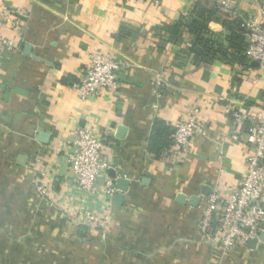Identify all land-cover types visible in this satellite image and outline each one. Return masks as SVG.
<instances>
[{
  "label": "crops",
  "instance_id": "crops-1",
  "mask_svg": "<svg viewBox=\"0 0 264 264\" xmlns=\"http://www.w3.org/2000/svg\"><path fill=\"white\" fill-rule=\"evenodd\" d=\"M159 1L0 0L20 14L3 30L19 50L0 56V264H264L259 239L224 255L198 228L207 201H225L247 173V125L234 114L262 109L264 68L239 59L247 43L234 30L260 19L259 0ZM199 10L215 45L208 62L194 35L174 32ZM95 53L121 63L118 88L84 101L70 86ZM191 110L207 136L152 154L155 121L173 127ZM83 126L103 138L116 188L130 184L113 199L105 241L64 216L80 204L64 151ZM35 167L54 207L36 193Z\"/></svg>",
  "mask_w": 264,
  "mask_h": 264
},
{
  "label": "built area",
  "instance_id": "built-area-1",
  "mask_svg": "<svg viewBox=\"0 0 264 264\" xmlns=\"http://www.w3.org/2000/svg\"><path fill=\"white\" fill-rule=\"evenodd\" d=\"M159 6V0H136ZM228 0L221 7H228ZM259 20H247L241 24L247 41L246 58L264 68V0H259ZM20 14L8 7L0 6V56L15 54L18 45L3 34L6 28L15 29ZM91 64L70 88L81 100L115 91L118 88V73L121 63L111 55L95 53ZM234 120L239 126L247 125L245 143L248 147V169L238 187L231 190L225 201L212 197L207 201L199 231L224 255L234 248H245L251 241L264 234V105L257 114L236 112ZM173 144L186 150L190 141L206 137L208 129L198 116V110H191L186 118L173 125ZM108 148L103 138L92 126L76 130L64 151V162L73 177L80 195L76 210L64 215L71 222L87 228L88 232L105 241L112 223V202L120 193L116 180L108 177L112 165L108 161ZM39 172L36 178V193L48 206L54 207L53 186L41 179L45 172L36 167L30 173ZM92 199L102 200L99 210H92Z\"/></svg>",
  "mask_w": 264,
  "mask_h": 264
},
{
  "label": "trees",
  "instance_id": "trees-1",
  "mask_svg": "<svg viewBox=\"0 0 264 264\" xmlns=\"http://www.w3.org/2000/svg\"><path fill=\"white\" fill-rule=\"evenodd\" d=\"M198 18L193 20H182V22L177 26V29L174 31L177 33L179 29L182 27L185 28L189 33L195 36L196 38V47L199 45L202 49H204L208 54H210V58L202 54L200 57H202L206 62L212 61L215 59L216 52L214 51L215 45L212 44V42L207 41L205 36L208 35V30L206 28V24L203 19V13L201 10L198 12ZM242 24V23H241ZM241 24L237 26V28L234 30V36L241 39L245 37V32L241 27ZM171 31V30H170ZM246 39V38H244ZM247 43V41H246ZM237 48L240 50L239 54L241 55L244 53V55H241L239 58L240 60L248 61L246 58V50H247V44L245 45L243 41H241L240 44H236ZM219 52H222L221 48L217 49ZM245 50V51H244ZM175 133V130L173 127L168 126L165 122L161 120H156L154 123V130L153 134L150 139V145L149 150L152 154H154L156 157H159L162 152L166 149H169L170 146L173 143L172 136Z\"/></svg>",
  "mask_w": 264,
  "mask_h": 264
},
{
  "label": "water",
  "instance_id": "water-1",
  "mask_svg": "<svg viewBox=\"0 0 264 264\" xmlns=\"http://www.w3.org/2000/svg\"><path fill=\"white\" fill-rule=\"evenodd\" d=\"M27 50H29V49H27ZM121 132L124 133L125 131L122 130ZM129 187H130V184H129L128 181H126V180H124V179H120V180H118L117 188H118V190L121 191L122 193H127L128 190H129ZM122 199H123V198H122L121 196H117V197L115 198V201L118 200L119 202H121ZM198 203H199V200H196V199H193V200H192V205H193V206H197ZM259 240H260L261 242L264 243V234H262V235L259 237ZM257 242H258L257 240H255V241H251V242L248 244V246H249L250 248H254Z\"/></svg>",
  "mask_w": 264,
  "mask_h": 264
}]
</instances>
